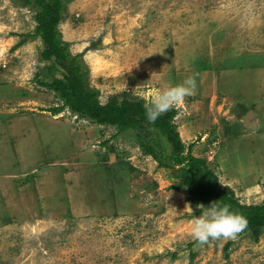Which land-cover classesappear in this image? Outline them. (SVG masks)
Wrapping results in <instances>:
<instances>
[{
  "label": "rangeland",
  "instance_id": "rangeland-1",
  "mask_svg": "<svg viewBox=\"0 0 264 264\" xmlns=\"http://www.w3.org/2000/svg\"><path fill=\"white\" fill-rule=\"evenodd\" d=\"M24 1L0 0V264H264V228L192 244L199 209L133 131L49 113L62 101L38 83L41 41L19 44L36 25ZM59 31L101 104L192 76L172 107L181 142L240 204L261 203L264 0H74Z\"/></svg>",
  "mask_w": 264,
  "mask_h": 264
},
{
  "label": "trees",
  "instance_id": "trees-1",
  "mask_svg": "<svg viewBox=\"0 0 264 264\" xmlns=\"http://www.w3.org/2000/svg\"><path fill=\"white\" fill-rule=\"evenodd\" d=\"M74 0H26L25 6L34 11L35 27L26 39H39L42 44L40 59L51 62L44 68L50 81L39 80L40 86L51 90L62 101V105L49 109V113L56 116L68 109L77 118L85 119L98 126L116 128L114 137L133 131L138 146L145 156L151 157L159 168L170 173L176 180L172 190H185L191 204L208 206L217 201L229 206L247 220V226L237 237L245 233L257 241L264 228V197L260 204L242 205L229 186L221 185L217 176L206 163L191 153L192 145L181 142L173 119L176 111L170 108L162 113L154 122H149L145 114V101L140 98L129 99V95L122 93L119 97H109L101 104L99 93L90 88L89 71L80 60V55L72 56L69 43L62 39L59 25L65 19L67 6ZM60 74L57 78L54 73ZM43 74L40 71L36 76ZM108 144V141L103 143ZM214 242H217L215 240ZM193 245L199 244L193 241ZM230 243L224 248L225 257ZM191 246V245H189ZM190 261L194 254L189 252Z\"/></svg>",
  "mask_w": 264,
  "mask_h": 264
},
{
  "label": "clouds",
  "instance_id": "clouds-1",
  "mask_svg": "<svg viewBox=\"0 0 264 264\" xmlns=\"http://www.w3.org/2000/svg\"><path fill=\"white\" fill-rule=\"evenodd\" d=\"M195 89L196 80L188 76L179 84L154 90L144 105L148 121L154 122L162 113L179 105ZM196 207L200 215L192 216L190 234L201 245L209 241L235 239L247 226L246 218L231 211L226 204L213 201L208 206L197 204ZM186 208L192 211L190 205L186 204Z\"/></svg>",
  "mask_w": 264,
  "mask_h": 264
}]
</instances>
